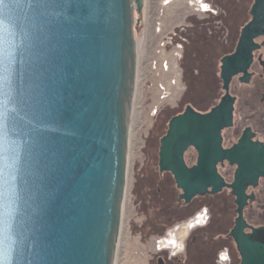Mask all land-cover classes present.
Returning <instances> with one entry per match:
<instances>
[{"label": "water", "instance_id": "95a60500", "mask_svg": "<svg viewBox=\"0 0 264 264\" xmlns=\"http://www.w3.org/2000/svg\"><path fill=\"white\" fill-rule=\"evenodd\" d=\"M250 14L220 59L219 102L168 120L157 166L185 202L229 188L239 264H264V225L243 217L255 199L248 187L264 178V143L244 131L223 148L221 134L232 125L230 81H249L254 38L264 35V0ZM133 51L129 0H0V264H112ZM224 160L237 165L232 182L217 168Z\"/></svg>", "mask_w": 264, "mask_h": 264}, {"label": "rangeland", "instance_id": "374dc122", "mask_svg": "<svg viewBox=\"0 0 264 264\" xmlns=\"http://www.w3.org/2000/svg\"><path fill=\"white\" fill-rule=\"evenodd\" d=\"M250 3L251 0H144L141 12L135 9V83L128 122L126 185L113 264H148L150 254L158 250L156 239L161 236L141 237L139 225L146 216L151 219L157 214L152 192L157 188L168 192L166 186L171 184L170 175H166L167 180L158 175L159 139L183 100L194 98L199 103L208 90L217 93L216 62L232 47ZM187 87L190 93L184 97ZM252 88L232 82L239 108ZM195 157L194 148L185 152L186 163L194 162ZM221 171L230 179L227 168ZM253 192L256 198L246 208L245 217L251 224L264 225V178ZM187 219L182 216L171 224L165 235L168 246L174 240L171 234L183 230L176 231L175 226L185 224ZM173 243L178 245V238Z\"/></svg>", "mask_w": 264, "mask_h": 264}, {"label": "flooded vegetation", "instance_id": "af4514ba", "mask_svg": "<svg viewBox=\"0 0 264 264\" xmlns=\"http://www.w3.org/2000/svg\"><path fill=\"white\" fill-rule=\"evenodd\" d=\"M253 1L254 0H251L248 9L246 11L244 10L245 18L238 29L237 37L233 38L232 47L225 53L221 54L216 62V69L214 72L216 73L215 80L218 82L216 86L217 93H215L214 90H208L205 94L204 101L199 103H196L194 98L183 100L179 110L175 111L169 119L173 115L182 112L187 105L192 106L197 111L206 112L219 102L220 97L224 93L221 87L220 59L224 55L232 53L235 50L241 28L251 19L250 8ZM254 41L259 46L253 51L252 61L248 68L250 74L249 81H240L239 77L242 74L239 73L232 77L229 84V92L235 97V101L232 125L223 129L221 132L223 148H230L237 143L244 131H246L252 141H260L264 143V35L255 37ZM213 77L211 80L212 84ZM234 80L239 84L252 85L253 87L248 94V98H246L240 108L238 107L239 96L232 89V82ZM188 91L189 88L187 87L184 92V97L190 93V91ZM191 94L194 95V93ZM256 101H258L257 104ZM196 158L197 153L195 161L187 164L189 166L195 164ZM217 168L227 182L233 181L237 165L230 164L228 161L224 160L218 163ZM223 168H227L230 172V179L222 173L221 170ZM167 174L170 175L171 184H174V186H170L171 184L168 183L169 186H166L168 192L165 193L160 188H157L159 205L156 203L155 198L153 196L151 197L152 203L159 206L160 212L152 215L153 217L151 219L149 216H146L144 222L139 225L141 228V237H150L154 234L156 236H161L160 239H162V237L164 238L162 239L161 244H156L158 250L150 254L148 264H239L240 255L236 249L235 241L230 235V231L235 225V218L237 217L235 197L230 193V189L224 187L222 191L218 193L198 195L192 198L191 201L185 202L183 199L179 198L181 191L176 187L172 174L167 171L160 172L158 170V175L162 180H167ZM261 179L263 178L259 179V183L256 187H248L247 192H253L260 185ZM171 192L176 195V202L173 207L169 203ZM217 196H222V198L218 199ZM252 201H248V204L243 208V217L249 225L259 226L261 224H251L245 217L246 208ZM202 208H206L207 211V217L204 221L192 228H189L186 225L179 226L176 231L179 228H182L183 230L179 233L174 232L171 234L174 240L178 238L179 244L176 245L173 243L174 240H171L170 245L168 246L166 244L168 239L165 235L168 234V229L171 224L182 216L188 219L191 218ZM244 231L249 232L250 229L245 228ZM161 246L172 247V249L166 250V248H162ZM174 247H176V249H173Z\"/></svg>", "mask_w": 264, "mask_h": 264}, {"label": "bare ground", "instance_id": "6f19581e", "mask_svg": "<svg viewBox=\"0 0 264 264\" xmlns=\"http://www.w3.org/2000/svg\"><path fill=\"white\" fill-rule=\"evenodd\" d=\"M144 1V0H142ZM129 6H130V12H131V19L132 22H134V11L137 7L136 0H129ZM135 71H136V42L134 40V51H133V58H132V64L130 65V77L128 79V96L125 99L124 103V110H125V134H126V146H125V155H124V166H125V173H124V183H123V190H122V196L120 198L119 202V219L121 221V213H122V206H123V199H124V193H125V185H126V167H127V149H128V122H129V114L131 110V103H132V97L134 92V83H135ZM120 226L118 228L119 233ZM118 238V237H117ZM117 241L114 245V251H113V258L115 254ZM113 264V259H112Z\"/></svg>", "mask_w": 264, "mask_h": 264}, {"label": "built area", "instance_id": "2783aa9c", "mask_svg": "<svg viewBox=\"0 0 264 264\" xmlns=\"http://www.w3.org/2000/svg\"><path fill=\"white\" fill-rule=\"evenodd\" d=\"M206 217H207L206 208H202L199 211H197L191 218L187 219L185 224H182V225H186L187 227L192 228L195 225L201 224ZM179 226L181 225L175 226V229H177ZM161 243H162V239H158L157 244H161Z\"/></svg>", "mask_w": 264, "mask_h": 264}, {"label": "trees", "instance_id": "16d2710c", "mask_svg": "<svg viewBox=\"0 0 264 264\" xmlns=\"http://www.w3.org/2000/svg\"><path fill=\"white\" fill-rule=\"evenodd\" d=\"M157 195H158V192H157L156 190L152 192V196L155 198L156 203L159 205L160 203L158 202L159 200H158V198H157ZM175 202H176V195H174V193L171 192V193H170V198H169V203H170V205L173 207L174 204H175ZM156 207H157V208H156V211H157V212H160V211H159V206H156ZM157 212H155V213H157Z\"/></svg>", "mask_w": 264, "mask_h": 264}, {"label": "snow or ice", "instance_id": "6c2138e0", "mask_svg": "<svg viewBox=\"0 0 264 264\" xmlns=\"http://www.w3.org/2000/svg\"><path fill=\"white\" fill-rule=\"evenodd\" d=\"M205 9H207V5H202Z\"/></svg>", "mask_w": 264, "mask_h": 264}]
</instances>
